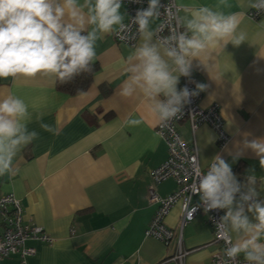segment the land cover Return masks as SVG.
<instances>
[{
  "label": "crops",
  "instance_id": "obj_1",
  "mask_svg": "<svg viewBox=\"0 0 264 264\" xmlns=\"http://www.w3.org/2000/svg\"><path fill=\"white\" fill-rule=\"evenodd\" d=\"M176 2L195 6L216 0ZM230 2L232 7L225 11L243 14L240 27L247 41L217 50L208 70L192 72L194 81L208 85L200 92L199 105L220 106L228 141L218 145L205 124L194 133L185 122L176 129L195 145L202 169L220 154L241 184L255 175L258 198L264 199V167L251 149L243 147L245 134L250 133L249 140L264 138V15L252 20L246 15L249 0ZM121 12L126 13L124 5ZM156 25L157 21L151 27ZM133 47L116 43L113 34L105 35L97 42L98 70L89 88L74 96L57 91L49 78L0 80V97L9 93L22 97L34 114L29 128L39 133L18 154L14 174L0 176V197L13 195L22 206L24 221L42 227L53 238L51 244L28 241L36 253L26 264H207L219 249L204 213L180 228L177 204L164 219L175 235L171 243L144 236L157 207L147 199L149 172L166 160L167 147L155 133L156 118L146 101L120 94ZM181 85L182 77L178 88ZM37 114L42 120L35 119ZM131 118L143 123L128 125ZM41 123L56 133L44 130ZM155 190L160 196L169 195L175 183L168 179ZM225 212L221 210V215ZM179 235L188 251L181 263L172 259ZM0 264L21 263L12 256Z\"/></svg>",
  "mask_w": 264,
  "mask_h": 264
},
{
  "label": "clouds",
  "instance_id": "obj_2",
  "mask_svg": "<svg viewBox=\"0 0 264 264\" xmlns=\"http://www.w3.org/2000/svg\"><path fill=\"white\" fill-rule=\"evenodd\" d=\"M122 4L123 0H0V80L43 77L68 83L93 70L98 41L108 34L124 39L135 24L139 40L126 58L127 78L120 94L145 100L163 130L208 88L192 79L193 69L208 70L217 50L224 51L228 44L238 47L248 39L240 27L243 14L225 11L232 7L230 0L195 6L148 0L147 8L138 9L130 23L125 22ZM249 7L264 13V0H249ZM162 8L165 20L151 27ZM168 25L169 34L161 36ZM181 77L194 83L195 89L187 84L178 88ZM33 115L22 97L11 93L0 97V176L14 174L18 154L39 138L29 128ZM35 119L42 120V114ZM126 123L138 126L143 119ZM40 127L56 133L48 124ZM248 135L243 147L251 149L264 167V138L249 140ZM210 161L206 171L198 164L193 170L190 191L199 196L200 204L190 207L189 195L183 207L185 219L191 221L201 206L205 213L226 210L216 223L218 238L227 244L226 264L241 256L246 264H264V199L258 198L255 175L241 184L220 154Z\"/></svg>",
  "mask_w": 264,
  "mask_h": 264
},
{
  "label": "built area",
  "instance_id": "obj_3",
  "mask_svg": "<svg viewBox=\"0 0 264 264\" xmlns=\"http://www.w3.org/2000/svg\"><path fill=\"white\" fill-rule=\"evenodd\" d=\"M170 0H161V4H167ZM126 9V23H130L131 19L135 17L138 9H146L148 0H140L139 3L135 0H123ZM162 15L157 24H161L165 17L163 15V8L161 9ZM247 17L252 20L259 19L264 13H257L255 9H249L246 13ZM161 32V36L169 34L168 28ZM138 25L131 24V31L125 33L126 38L122 39L120 36L113 34L116 43L125 44L133 47L138 39L137 33ZM194 80V78L192 77ZM187 84L189 89H195L194 83H189L188 78L182 77L181 88ZM201 94L191 99V103L183 108V115L179 119L171 122L169 128L161 130L158 125L155 128V133L163 132L159 136L167 147V158L157 168L149 172L151 185L148 189V202L155 204V213L144 231L146 238H152L160 241L164 245H168L173 241L174 232L168 228L164 219L169 214L174 205H179L181 211L180 228L185 224L191 222L196 215L204 213L207 216L208 223L212 231V242L217 244L219 249L214 252L207 264H226L228 258L225 256V249L227 244L223 239L218 238L216 223L222 216L221 210H212L205 213L203 207H199L194 213L193 219L187 221L183 214V207L189 195L192 196L191 206L199 205V196L191 193L190 186L193 182V170L199 165L198 155L193 143H187L181 134L177 131L176 125L179 123H188L192 133L205 124L209 126L216 135L217 144L223 146L228 141V135L224 130V120L221 116L220 106L216 103L208 107H201L199 101ZM200 167V165H199ZM208 167V166H207ZM205 169H201L206 171ZM171 179L175 183V190L166 196H160L156 190V185ZM28 241H36L44 244H51L53 238L48 235L45 230L33 223H26L24 221L22 206L18 199L13 195H4L0 197V260L17 256L21 264H26L29 257L35 255L36 250L33 247L27 246ZM176 252L172 259L181 263L188 251L182 248L181 236L179 235L175 241ZM228 264H246L242 257H237L235 261H230Z\"/></svg>",
  "mask_w": 264,
  "mask_h": 264
},
{
  "label": "trees",
  "instance_id": "obj_4",
  "mask_svg": "<svg viewBox=\"0 0 264 264\" xmlns=\"http://www.w3.org/2000/svg\"><path fill=\"white\" fill-rule=\"evenodd\" d=\"M97 70H98V66L94 62L93 70L90 73L81 74L77 76L75 79H73L72 81L65 83V84L56 82L55 87L57 91L64 93L66 95H69V96L81 94L89 88L92 77L97 72Z\"/></svg>",
  "mask_w": 264,
  "mask_h": 264
}]
</instances>
